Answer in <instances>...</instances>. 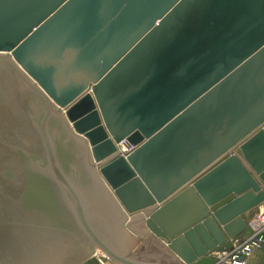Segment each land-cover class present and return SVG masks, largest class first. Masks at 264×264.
<instances>
[{
    "label": "water",
    "instance_id": "95a60500",
    "mask_svg": "<svg viewBox=\"0 0 264 264\" xmlns=\"http://www.w3.org/2000/svg\"><path fill=\"white\" fill-rule=\"evenodd\" d=\"M263 202L264 0H0V264H215Z\"/></svg>",
    "mask_w": 264,
    "mask_h": 264
},
{
    "label": "crops",
    "instance_id": "0c3cea01",
    "mask_svg": "<svg viewBox=\"0 0 264 264\" xmlns=\"http://www.w3.org/2000/svg\"><path fill=\"white\" fill-rule=\"evenodd\" d=\"M263 207L264 202L246 211L243 215L244 219L247 221ZM128 225L129 226L126 228V230L129 231L131 235L126 238V243L123 246L124 249L127 250L128 256L133 257L134 260L140 264H178V261L176 262L172 259L173 256L167 249V244L165 241L151 234L145 228L143 221H139L137 218H132ZM255 251L256 255L261 254L260 256L264 257V252L262 250L257 249ZM255 251L253 253H255ZM253 256L255 255L252 254L248 258V263H253L251 262V258H254ZM98 257L101 259V256ZM82 264L97 263L87 260ZM99 264H101L100 261Z\"/></svg>",
    "mask_w": 264,
    "mask_h": 264
},
{
    "label": "built area",
    "instance_id": "2783aa9c",
    "mask_svg": "<svg viewBox=\"0 0 264 264\" xmlns=\"http://www.w3.org/2000/svg\"><path fill=\"white\" fill-rule=\"evenodd\" d=\"M134 149L125 139L117 145V150L127 154ZM257 249L264 252V207L247 220L245 231L231 240L230 247H225L214 256L215 264H248V258Z\"/></svg>",
    "mask_w": 264,
    "mask_h": 264
},
{
    "label": "rangeland",
    "instance_id": "374dc122",
    "mask_svg": "<svg viewBox=\"0 0 264 264\" xmlns=\"http://www.w3.org/2000/svg\"><path fill=\"white\" fill-rule=\"evenodd\" d=\"M118 145V144H117ZM217 254L216 251H212L210 252L209 256L211 257H214L215 255ZM253 256L254 258H251V262H253L252 264H264V257L260 256L261 254L259 255H256V251L255 253H253ZM98 256H101V264H115L114 262H112L109 258H107L101 251L97 250V255L96 257ZM103 257V258H102ZM104 260V261H103ZM250 264V263H248Z\"/></svg>",
    "mask_w": 264,
    "mask_h": 264
},
{
    "label": "bare ground",
    "instance_id": "6f19581e",
    "mask_svg": "<svg viewBox=\"0 0 264 264\" xmlns=\"http://www.w3.org/2000/svg\"><path fill=\"white\" fill-rule=\"evenodd\" d=\"M118 143H116V145H117ZM99 260H101V259H99Z\"/></svg>",
    "mask_w": 264,
    "mask_h": 264
}]
</instances>
